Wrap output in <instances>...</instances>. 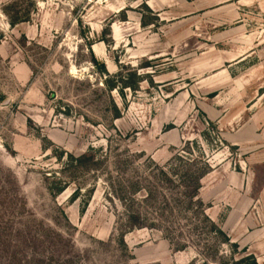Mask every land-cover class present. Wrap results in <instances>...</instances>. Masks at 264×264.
<instances>
[{
	"label": "rangeland",
	"instance_id": "rangeland-1",
	"mask_svg": "<svg viewBox=\"0 0 264 264\" xmlns=\"http://www.w3.org/2000/svg\"><path fill=\"white\" fill-rule=\"evenodd\" d=\"M184 151L264 264V0H0V264H202L118 200Z\"/></svg>",
	"mask_w": 264,
	"mask_h": 264
},
{
	"label": "trees",
	"instance_id": "trees-1",
	"mask_svg": "<svg viewBox=\"0 0 264 264\" xmlns=\"http://www.w3.org/2000/svg\"><path fill=\"white\" fill-rule=\"evenodd\" d=\"M15 4L5 6L3 12L8 24L14 27L28 22L27 13L18 15L10 9ZM102 69V64L99 65ZM118 86H109V91L128 89L135 91V85L126 83L121 78ZM119 93V92H118ZM199 151V150H198ZM187 155V157L185 156ZM189 151L178 155L177 161L166 166H158L152 162L145 177L128 187L129 197H118L128 203L126 209L127 229H148L158 231L175 251L193 248L196 258L202 264H258L252 254L238 249L230 243L226 233L206 214L205 205L199 199L201 180L211 172V166L203 156L189 158ZM141 193L140 199L136 197ZM229 248L228 255L223 256L221 247ZM195 259V258H194ZM194 259L192 261H194ZM222 259V260H220Z\"/></svg>",
	"mask_w": 264,
	"mask_h": 264
}]
</instances>
